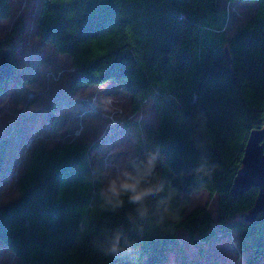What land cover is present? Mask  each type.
Listing matches in <instances>:
<instances>
[{
  "label": "trees",
  "instance_id": "obj_1",
  "mask_svg": "<svg viewBox=\"0 0 264 264\" xmlns=\"http://www.w3.org/2000/svg\"><path fill=\"white\" fill-rule=\"evenodd\" d=\"M227 1L259 5L230 39L218 0L42 1L39 37L71 58L77 86L114 82L136 112L153 101L161 158L156 166L136 167L125 182L139 178L145 199L133 202L122 191L92 222L98 231L85 235L84 222L102 192L87 146L56 144L52 112L44 123L35 120L41 111L6 123L0 180L13 171L15 179L0 182V254L16 264H165L183 229L200 242L219 230L237 231L249 261L264 256V215L247 219L258 189L231 195L247 141L264 128V0ZM10 13L11 0H0V19ZM10 79L0 85V97ZM168 188L217 196V216L197 208L161 224Z\"/></svg>",
  "mask_w": 264,
  "mask_h": 264
},
{
  "label": "rangeland",
  "instance_id": "obj_2",
  "mask_svg": "<svg viewBox=\"0 0 264 264\" xmlns=\"http://www.w3.org/2000/svg\"><path fill=\"white\" fill-rule=\"evenodd\" d=\"M42 1L11 0L9 18L0 19V55L11 52L15 70L0 97V137L6 130V123L14 124L20 117L39 111L44 114L35 120L44 123L50 120L52 112L50 132L56 144L76 142L87 146L90 163L101 175L102 189L84 222L87 226L84 233L90 235L98 231L92 222L111 208L112 198L122 194L123 190L117 196H110L111 185L114 182L117 186L124 184L136 167L149 168L160 163L154 136L158 126L157 112L151 100L139 111H134L132 97L114 82L77 86L80 76L71 58L58 54L39 37L36 20ZM218 6L227 17L226 39L243 30L259 8L257 3H229L227 0H218ZM109 98L115 101L110 111L105 110L103 103ZM13 179L14 171L0 182ZM169 196L171 207L179 208L185 217L205 207L217 216L218 198L205 190L188 196L168 188L163 191V200ZM248 257H252L250 251L240 248L237 231L219 230L209 242H200L180 229L177 244L169 251L165 264H264V256L256 262L249 261ZM0 259V264H16L8 255L0 254Z\"/></svg>",
  "mask_w": 264,
  "mask_h": 264
},
{
  "label": "water",
  "instance_id": "obj_3",
  "mask_svg": "<svg viewBox=\"0 0 264 264\" xmlns=\"http://www.w3.org/2000/svg\"><path fill=\"white\" fill-rule=\"evenodd\" d=\"M0 72V83L15 73L9 51L0 55ZM253 188L259 193L254 208L247 215L250 221L264 215V128L253 131L247 141L243 165L234 180L231 195L237 197Z\"/></svg>",
  "mask_w": 264,
  "mask_h": 264
},
{
  "label": "clouds",
  "instance_id": "obj_4",
  "mask_svg": "<svg viewBox=\"0 0 264 264\" xmlns=\"http://www.w3.org/2000/svg\"><path fill=\"white\" fill-rule=\"evenodd\" d=\"M114 102L115 101L113 98H109V99L105 100L103 102L105 105V110L110 111L111 105H113ZM139 184H140L139 178H132L131 182L124 183V184H121L119 186H117V184L114 182L111 185V187L109 188L108 193L110 196H117L120 194L121 190H123L124 192L130 194L129 198L131 201L141 202L145 198L143 197V194L138 191V185ZM161 191H162V186L156 188V191L153 195L159 194ZM105 198L108 199L107 196ZM151 198L152 197H147V199H151ZM170 200H171V196H169L168 199L162 200L160 202L161 211H160V215H159V222L161 224H163L166 220L179 222V220L181 219L180 209L179 208L173 209L170 205ZM117 243H118V238H117V241L112 244V247L110 249V251L113 254H115L119 251V249L117 247Z\"/></svg>",
  "mask_w": 264,
  "mask_h": 264
}]
</instances>
